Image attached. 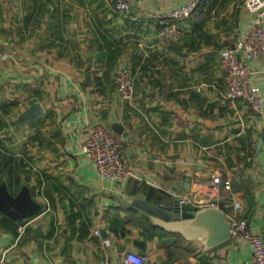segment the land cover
I'll return each instance as SVG.
<instances>
[{
  "label": "crops",
  "instance_id": "0c3cea01",
  "mask_svg": "<svg viewBox=\"0 0 264 264\" xmlns=\"http://www.w3.org/2000/svg\"><path fill=\"white\" fill-rule=\"evenodd\" d=\"M130 1L132 12L121 13L108 0H0V186L13 195L26 187L41 206L20 223L0 212V259L10 264H125L126 253L144 264H250L240 238L205 250L134 205L170 208L215 176L232 181L228 221L264 237V111L231 100L219 69L223 48L252 20L246 0H201L174 22L179 38L169 43L154 15L191 0ZM249 65L264 99V55ZM123 67L133 74L132 102L115 89ZM35 104L43 116L19 125ZM87 122L128 134L125 184L103 180L83 154Z\"/></svg>",
  "mask_w": 264,
  "mask_h": 264
},
{
  "label": "built area",
  "instance_id": "2783aa9c",
  "mask_svg": "<svg viewBox=\"0 0 264 264\" xmlns=\"http://www.w3.org/2000/svg\"><path fill=\"white\" fill-rule=\"evenodd\" d=\"M110 5L118 12L130 13L133 4L130 0H108ZM201 0H191L169 13L154 15L155 19L164 24L161 31L163 42L169 43L179 38V32L174 22L189 18L199 8ZM244 8L250 13L252 20L247 30L242 33L234 46L223 48L219 69L224 77L225 89L228 97L233 101H243L257 114L264 111V99L259 94V88L253 83V72L250 61L264 55V0H246ZM1 59H6V54H0ZM114 85L117 94L125 102H132L135 97V85L132 71L121 68L116 74ZM85 143L82 147L85 157L94 164L100 177L118 186L125 184L133 176L132 166L122 152V136L109 131L99 122H87L83 128ZM232 181L215 176L210 182L199 187L195 194L186 196L177 194L174 199L180 205H191L196 210L211 207L218 208L219 202H225L227 192L232 191ZM233 212H242L243 204L233 200ZM232 238H240L248 246L251 253L250 264H264V237L252 231L244 221L234 215L229 218ZM19 226V230H23ZM97 236L101 235L98 230ZM105 246H111L109 239H104ZM148 260L145 256L126 253L125 264H144ZM0 264H10L5 259H0Z\"/></svg>",
  "mask_w": 264,
  "mask_h": 264
},
{
  "label": "water",
  "instance_id": "95a60500",
  "mask_svg": "<svg viewBox=\"0 0 264 264\" xmlns=\"http://www.w3.org/2000/svg\"><path fill=\"white\" fill-rule=\"evenodd\" d=\"M44 114L39 104L33 105L18 120L19 125L28 121L39 120ZM117 134L123 135L124 148L128 147V134L123 129H117ZM189 180L185 186L190 191ZM176 193V192H174ZM134 205L150 214L154 225L166 233L178 235L188 241H199L205 250H211L232 238L230 222L226 217L225 202H219L218 208L205 207L196 210L191 205H180L174 199L170 208L144 201L135 200ZM0 212L13 221L20 223L35 218L41 212V206L32 197L28 188L24 187L17 195L9 192L7 185L0 186ZM174 238L170 239L173 242Z\"/></svg>",
  "mask_w": 264,
  "mask_h": 264
}]
</instances>
